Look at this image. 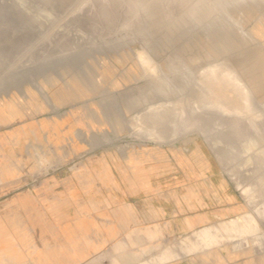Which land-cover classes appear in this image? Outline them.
<instances>
[{"label": "rangeland", "instance_id": "1", "mask_svg": "<svg viewBox=\"0 0 264 264\" xmlns=\"http://www.w3.org/2000/svg\"><path fill=\"white\" fill-rule=\"evenodd\" d=\"M252 7L264 11L263 2ZM21 8L47 32L45 43L61 36L58 16L49 17L38 0ZM243 22L246 45L237 48L230 35L226 54L188 56L190 72L197 78L204 64L221 61L235 69L239 54L257 52L258 69L242 74L264 117V17L244 15ZM199 28L148 31L145 46L132 38L90 49L79 33L72 36L76 53L39 63L38 46L14 67L0 68V264H55L54 257L41 260L44 250L81 256L73 264H264V252L255 250L264 239V165L229 157L216 135L191 132L161 144L134 132L145 107L177 101L186 86L177 79L160 98L144 93L141 105L137 53L146 48L162 64ZM148 233L167 247H113L145 241ZM198 233L210 247L195 239Z\"/></svg>", "mask_w": 264, "mask_h": 264}, {"label": "bare ground", "instance_id": "2", "mask_svg": "<svg viewBox=\"0 0 264 264\" xmlns=\"http://www.w3.org/2000/svg\"><path fill=\"white\" fill-rule=\"evenodd\" d=\"M258 2L264 4V0H38L48 8L49 17L58 16L57 26L62 30L59 38L45 43L47 32L38 31L33 21L24 16L21 7L26 0H16L14 5L0 0V42L10 44L0 48V68L14 67L38 46L39 63L76 53V39L72 36L79 33L84 34L88 49L132 38L145 46L149 41L145 36L148 31L154 34L174 26L198 24V31L162 64L146 48L137 53L143 81L137 96L141 105L145 102L144 93L160 98L177 79L183 77L186 86L177 91L180 93L177 101L145 107L134 122V132L138 139L161 144L191 132L211 138L216 135L218 144L224 146L223 151L229 157L241 154L246 156L244 166L260 168L264 165V149L260 147L264 142V117L253 105V85L242 74L244 68L258 69L257 52L249 50L239 54L235 69L227 61L206 63L203 66L208 67L197 78L191 76L193 68L188 58L226 54L233 47L225 43L230 35L238 37L237 48L246 45L249 35L244 30L243 16L264 17L260 7H252ZM242 5L247 8L240 10ZM212 39L221 41L222 45L212 49L209 46ZM194 237L210 247L207 235L198 233ZM255 250L264 252V239Z\"/></svg>", "mask_w": 264, "mask_h": 264}, {"label": "crops", "instance_id": "3", "mask_svg": "<svg viewBox=\"0 0 264 264\" xmlns=\"http://www.w3.org/2000/svg\"><path fill=\"white\" fill-rule=\"evenodd\" d=\"M113 236H115V233L113 234ZM144 237H145V241H143V239H140V240L138 239V240L134 241L131 238L129 241L119 240L118 242H116L114 244L113 247H118L120 249H138V248L147 249V248H149V249H153L154 251H158V250L162 249L164 245H165V247H167L166 243L159 242V240L156 241V239H155L157 237L156 234L148 233V234H145ZM184 243H187V242H184ZM45 253H46V250L42 251L41 260L43 259L42 260L43 262H45V260H48V259H51L54 257L57 259V262L55 264H73L74 261L77 262V261H80V259H81V256H78L77 261H76L77 258H74V257L67 258L65 253L62 254L59 250L57 251V255L48 256L46 254V256H45ZM152 256H154V259H155V253ZM150 257H148L147 259H151ZM157 259L158 258H156L155 261ZM159 259H161V258H159Z\"/></svg>", "mask_w": 264, "mask_h": 264}]
</instances>
